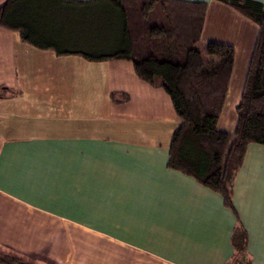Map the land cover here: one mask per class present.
<instances>
[{
  "label": "crops",
  "instance_id": "1",
  "mask_svg": "<svg viewBox=\"0 0 264 264\" xmlns=\"http://www.w3.org/2000/svg\"><path fill=\"white\" fill-rule=\"evenodd\" d=\"M182 1L207 4L201 42L234 48L226 102L233 79L243 90L258 27L217 0ZM87 62L99 72L88 88L102 91L95 113L68 79L71 54L0 26V248L46 264H264V145H248L227 208L167 167L178 120L158 83L130 61ZM242 90L219 131H235ZM236 227L247 244L234 263Z\"/></svg>",
  "mask_w": 264,
  "mask_h": 264
},
{
  "label": "trees",
  "instance_id": "2",
  "mask_svg": "<svg viewBox=\"0 0 264 264\" xmlns=\"http://www.w3.org/2000/svg\"><path fill=\"white\" fill-rule=\"evenodd\" d=\"M255 23L258 33L241 98L236 129L217 122L231 77L234 48L200 40L207 4L182 0H5L0 26L57 54L88 61L126 60L136 76L158 83L169 96L178 124L168 146L167 167L194 178L232 208V184L250 144L264 145V4L217 0ZM247 233L236 227L231 246L242 257ZM13 253L0 264H46ZM234 263L237 262L236 258ZM247 264V263H238Z\"/></svg>",
  "mask_w": 264,
  "mask_h": 264
},
{
  "label": "rangeland",
  "instance_id": "3",
  "mask_svg": "<svg viewBox=\"0 0 264 264\" xmlns=\"http://www.w3.org/2000/svg\"><path fill=\"white\" fill-rule=\"evenodd\" d=\"M213 46H215V45H213ZM66 63L67 62H65V64ZM63 67H64V65L62 66V68ZM94 67L95 66H94V64L92 62L91 63L87 62V60H85L84 58H82L80 56L71 55V71H70V66H69L68 67V79H71V81L76 80L77 83L81 84L79 86L80 88H77L75 90L80 91V90L88 88L87 85H89V83H92L89 79H93L91 75H97L98 76L99 72L97 70H93ZM65 70H66V67H65ZM65 73H66V71H65ZM65 73L63 74L64 78H65ZM102 74H103V72H102ZM61 75H62L61 70H57V78H62ZM88 81H89V83H88ZM241 85H242V81L236 83L234 81V79L232 80L231 85H230V92H229L230 94L227 97L226 102L224 100V103H223V106H222V109H221V113H222V117L223 118L226 119V117H228L229 114H231V113L233 115L234 107H233L232 100H233L234 96L232 94V91L233 90L238 91L239 88L242 90V88H241L242 86ZM98 89H100V88L99 87H92V88L89 87L88 89H86L87 94H81L80 92L77 93V97H87L88 96V98L90 99L91 108L94 111V113L96 111L98 112L97 108L102 107L101 103H98L97 102L98 99L96 98L97 95L102 94V91L98 90ZM235 91H233V93ZM71 93H72V88H71ZM225 99H226V96H225ZM76 104L78 105V104H81V103H76ZM83 104H84V102H83ZM236 106H235V108H236ZM235 114H236V112H235ZM5 254H6V250L4 251V249L0 248V256L5 255ZM35 258H38V257H34V259ZM236 260H238V258H236Z\"/></svg>",
  "mask_w": 264,
  "mask_h": 264
}]
</instances>
